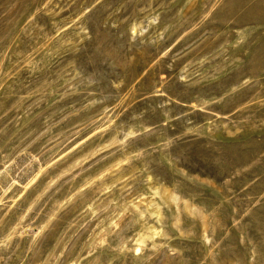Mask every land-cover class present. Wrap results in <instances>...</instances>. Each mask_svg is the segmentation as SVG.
I'll list each match as a JSON object with an SVG mask.
<instances>
[{
	"label": "rangeland",
	"instance_id": "obj_1",
	"mask_svg": "<svg viewBox=\"0 0 264 264\" xmlns=\"http://www.w3.org/2000/svg\"><path fill=\"white\" fill-rule=\"evenodd\" d=\"M0 264H264V0H0Z\"/></svg>",
	"mask_w": 264,
	"mask_h": 264
}]
</instances>
